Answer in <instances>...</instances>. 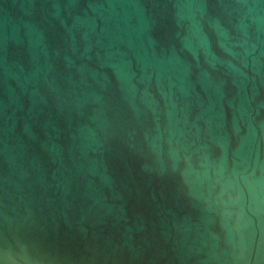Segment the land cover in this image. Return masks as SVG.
<instances>
[{
	"label": "water",
	"instance_id": "water-1",
	"mask_svg": "<svg viewBox=\"0 0 264 264\" xmlns=\"http://www.w3.org/2000/svg\"><path fill=\"white\" fill-rule=\"evenodd\" d=\"M0 264H264V0H0Z\"/></svg>",
	"mask_w": 264,
	"mask_h": 264
}]
</instances>
